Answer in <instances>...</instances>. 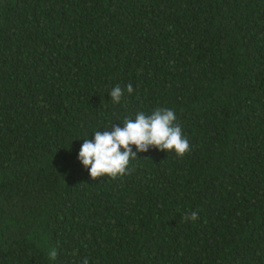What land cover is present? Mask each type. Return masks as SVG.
Wrapping results in <instances>:
<instances>
[{"label":"trees","instance_id":"obj_1","mask_svg":"<svg viewBox=\"0 0 264 264\" xmlns=\"http://www.w3.org/2000/svg\"><path fill=\"white\" fill-rule=\"evenodd\" d=\"M159 108L189 151L90 177L83 139ZM85 260L264 264V0H0V264Z\"/></svg>","mask_w":264,"mask_h":264},{"label":"clouds","instance_id":"obj_2","mask_svg":"<svg viewBox=\"0 0 264 264\" xmlns=\"http://www.w3.org/2000/svg\"><path fill=\"white\" fill-rule=\"evenodd\" d=\"M125 92L132 94L131 83L126 89L116 86L108 94L112 102L120 103ZM175 121L176 114L171 108H159L150 114L137 112L134 119L126 118L122 126L96 131L91 140L83 139L77 159L92 178H117L126 174L130 161L137 159L136 153L145 152L149 147L183 156L189 151V142ZM131 146H135L136 153ZM187 219L195 221L197 213L193 212ZM48 256L54 261L57 253L53 249Z\"/></svg>","mask_w":264,"mask_h":264}]
</instances>
